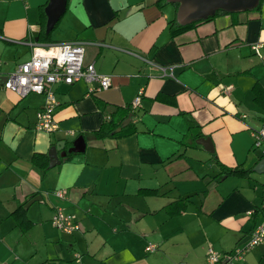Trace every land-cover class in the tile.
<instances>
[{"label": "crops", "instance_id": "obj_1", "mask_svg": "<svg viewBox=\"0 0 264 264\" xmlns=\"http://www.w3.org/2000/svg\"><path fill=\"white\" fill-rule=\"evenodd\" d=\"M49 1L0 0L1 76L30 60L32 44L78 40L112 85L92 95L84 81L54 85L59 128L47 133L35 126L45 95L21 97L0 79V262L208 264L209 247L243 244L264 221V173L254 171L264 155L252 147L264 125V0L191 23L174 0H67L47 33ZM124 113L130 123L113 134L132 133L97 137ZM79 137L84 150L70 152ZM55 145L60 163L50 167ZM222 164L240 171L221 173ZM57 209L79 229L58 230ZM231 264H264V246Z\"/></svg>", "mask_w": 264, "mask_h": 264}, {"label": "built area", "instance_id": "obj_2", "mask_svg": "<svg viewBox=\"0 0 264 264\" xmlns=\"http://www.w3.org/2000/svg\"><path fill=\"white\" fill-rule=\"evenodd\" d=\"M104 46L103 43H92ZM85 41H62L50 44H32L30 60L17 66V68L0 79L4 80V89L15 91L21 97L31 93L43 94L46 97L45 105L38 111L36 129L47 133H54L59 126L55 118L56 96L53 86L56 84L73 85L84 81L89 85V94H96L109 89L112 85L110 75L97 71L93 62L85 61ZM262 44L252 46L256 54L261 56ZM1 60V57H0ZM163 75L173 76V73L162 68ZM142 91L132 103L133 108L140 106ZM253 148L261 149L264 155V125L252 132ZM63 197V193H57ZM250 213V212H249ZM52 224L60 231L73 233L79 229V224L72 215L57 209L51 219ZM264 246V221L258 224L249 234L246 241L230 252L218 253L212 247L207 250L208 264H231L241 259L248 251L257 246ZM156 245L148 244L147 251H154ZM0 264H5L0 262Z\"/></svg>", "mask_w": 264, "mask_h": 264}, {"label": "water", "instance_id": "obj_3", "mask_svg": "<svg viewBox=\"0 0 264 264\" xmlns=\"http://www.w3.org/2000/svg\"><path fill=\"white\" fill-rule=\"evenodd\" d=\"M180 3L178 10V17L181 23H191L200 19H207L210 16L215 15L218 11H242L255 8L259 0H174ZM67 6V0H50L46 7L47 20V33L55 27ZM132 114L122 123L121 127L117 129L120 131L121 128L127 126L131 119ZM198 144H201L207 151L213 152L214 147L212 140L208 137H203L197 140ZM64 146L65 142L59 143ZM82 145L81 148L78 146ZM76 148L70 149L69 151H83L85 143L83 137H79L75 142ZM61 146L55 145L49 150L50 167H54L60 163L58 151ZM66 155V153H65ZM254 171L258 173H264V158L254 167ZM40 200V197H34L26 203L25 208H28L34 201Z\"/></svg>", "mask_w": 264, "mask_h": 264}, {"label": "trees", "instance_id": "obj_4", "mask_svg": "<svg viewBox=\"0 0 264 264\" xmlns=\"http://www.w3.org/2000/svg\"><path fill=\"white\" fill-rule=\"evenodd\" d=\"M260 6V5H259ZM258 6V7H259ZM218 12H229V11H224V10H221V11H218ZM217 12V13H218ZM211 17H213V16H210V17H208L207 19H210ZM207 19H200V20H198V22L199 21H204V20H207ZM188 25H185V26H180L179 28H176L175 30H174V33H178V32H180V31H183L186 27H187ZM47 37V36H46ZM128 114L129 113H124V117L119 121V122H117V121H114V120H112V121H105V123L103 124V126L98 130V131H96V135H97V137L98 138H102V137H104V136H108V135H111V134H113V132H115V130L118 128V127H120V125H121V123H122V121L124 120V119H126L127 118V116H128ZM133 132V130H130V128H125V129H122V131L121 132H117V133H114L113 135H124V134H130V133H132ZM42 157H44V159H46V162H45V164L43 165V166H45V169L46 168H48V163H47V161H48V157H47V155H36L35 157H34V161L37 163V164H39V165H42L41 164V162H40V160H41V158ZM221 173H225V174H228V175H232V174H237V173H239V171L240 170H238V169H236V168H230V167H227V166H225V165H221ZM185 201H183V200H180L179 202H173L170 206H171V211L173 212V213H178V212H180V211H182V210H184L185 208Z\"/></svg>", "mask_w": 264, "mask_h": 264}]
</instances>
